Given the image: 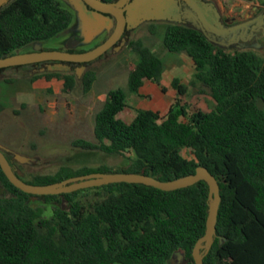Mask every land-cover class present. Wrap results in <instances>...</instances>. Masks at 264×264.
Masks as SVG:
<instances>
[{
  "label": "trees",
  "instance_id": "obj_1",
  "mask_svg": "<svg viewBox=\"0 0 264 264\" xmlns=\"http://www.w3.org/2000/svg\"><path fill=\"white\" fill-rule=\"evenodd\" d=\"M74 20V12L60 0H14L0 10V58L55 39ZM164 44L193 59V85L214 97V109L193 110L178 97L166 115L141 109L128 120L122 113L129 108V93L115 88L97 113V141L79 139L75 145L111 154L134 153L128 167L65 166L32 180L12 162L14 169L30 183L51 184L91 172L120 171L168 181L207 166L220 181L222 203L216 241L205 264H264V62L253 53L220 47L203 31L181 23L169 24ZM132 47L139 59L130 73V91L139 92L146 80L168 91L162 82L165 60L142 39ZM48 76L64 79L66 92L77 83L75 74ZM96 79V71L88 70L83 79L87 92ZM171 87L179 96L189 91L178 77ZM0 176L12 193H0V264H172L178 251L185 255L183 264H197L194 249L207 232L210 213V185L205 180L172 191L111 183L93 187L106 194L90 203L82 197L84 189L42 195L60 204L46 217L30 202L34 194L14 185L1 163Z\"/></svg>",
  "mask_w": 264,
  "mask_h": 264
},
{
  "label": "rangeland",
  "instance_id": "obj_2",
  "mask_svg": "<svg viewBox=\"0 0 264 264\" xmlns=\"http://www.w3.org/2000/svg\"><path fill=\"white\" fill-rule=\"evenodd\" d=\"M214 1L223 12L233 14L237 19L252 13L256 5L264 11V0ZM62 4L74 12L75 20L67 31L47 42L46 45L51 48L71 46L72 40L80 35L75 11L65 2ZM169 24L167 21L147 24L135 36V39L144 40L146 45L165 60L166 72L162 82L164 86L171 88L168 92L150 80L139 92L130 91V73L139 59L132 45L119 52L111 51L95 60L83 71L81 77H77L76 86L71 92L65 91L64 79L61 78L50 82L46 78H33L32 75L17 77L13 74L15 69L10 68L0 74V145L13 157V163L25 179L32 180L38 174H55L65 166L75 169L104 166L114 170L128 167L135 158L134 153L111 154L75 145V141L79 139L97 141L96 116L112 89L123 87L128 91L130 105L122 113L128 120H132L141 109L146 108L159 110L166 115L178 97L190 103L193 110L211 111L215 108L217 102L214 97L209 92L199 91L193 85L196 74L193 59L187 52H172L165 46L164 37ZM154 26L157 27L156 33L153 32ZM229 50L253 53L264 62V43L251 41L244 47ZM88 70L97 73L96 82L89 92L85 90L83 80ZM176 77L189 86V91L184 96H179L171 87V82ZM16 153L35 157L37 160L33 163L18 162L13 156ZM186 155L192 156L190 151H186ZM92 188H85L86 191L82 193L87 203L105 197L104 189ZM0 193L4 197L12 196L1 176ZM29 199L46 217H50L55 207L60 205L56 201H48L42 195H33ZM185 262V257L180 255L172 260V264Z\"/></svg>",
  "mask_w": 264,
  "mask_h": 264
},
{
  "label": "water",
  "instance_id": "obj_3",
  "mask_svg": "<svg viewBox=\"0 0 264 264\" xmlns=\"http://www.w3.org/2000/svg\"><path fill=\"white\" fill-rule=\"evenodd\" d=\"M13 1L14 0H0V10L11 4ZM87 1L93 4L98 10L116 13L114 4L102 3L98 0ZM188 1L196 10L192 12L195 19H201L206 24V27L200 25H193L192 27L203 31L208 38L213 41L207 33V29L221 32V29L223 28L222 22L220 21L221 14L217 5L204 2L203 0ZM72 2L79 11V15L84 23L85 35L90 39L99 34L103 29V25L110 21V18L105 16L102 12H91L83 0H72ZM180 13L179 0H134L129 6L130 21L133 22L134 25H139L147 20H167L181 23L182 20ZM118 15L120 16V24L116 33L108 41L94 49L79 53L63 50L18 52L0 58V69L25 65L37 61L51 59L61 60L60 63L50 65L49 69L55 71L66 69V64L63 61L91 62L110 49L123 32L126 19L122 13H119ZM38 49H40V47H38ZM83 70L84 69L80 70L79 76L82 75ZM16 158L23 163H33L34 161L31 157L21 154H17ZM0 163L2 169L14 185L23 191L34 195L72 193L89 187H99L119 182L147 184L163 190L172 191L189 187L197 184L199 181L205 180L210 185V213L207 232L199 239L194 249V257L197 264H205V256L212 250L216 241L219 211L222 203L221 185L217 176L214 175L207 166H199L196 173L168 181L161 180L148 174L120 171L91 172L73 176L51 184H34L26 181L16 172L13 163L1 145ZM176 255L185 257L182 251H178Z\"/></svg>",
  "mask_w": 264,
  "mask_h": 264
},
{
  "label": "flooded vegetation",
  "instance_id": "obj_4",
  "mask_svg": "<svg viewBox=\"0 0 264 264\" xmlns=\"http://www.w3.org/2000/svg\"><path fill=\"white\" fill-rule=\"evenodd\" d=\"M61 2H65L67 5L71 6L76 13V19L78 21V28L80 30V35L78 38H74L71 42V46L61 47V48H51L46 44L47 42H37L30 46H28L25 50L20 52H34V51H45V50H63L69 52H85L91 49H94L106 41H108L117 31L120 24V16L119 13H122L124 18L126 19L125 26L123 32L120 34L114 45L108 49L103 55L99 58H102L105 54L113 51L119 52L122 51L125 47L132 45V42L135 40L136 34L145 27L147 24H152L155 22H163L167 20H147L139 25H134L133 22L130 21L129 16V6L134 2V0H98L102 3L114 4L115 12H104L98 10L93 4L89 3L87 0H83L85 5L89 8L91 12H102L105 16L110 18L106 24L103 25V29L101 32L91 39L85 35L84 23L79 15V11L75 7L72 0H60ZM207 3H214L217 5L220 11V21L222 22V31H215L207 29V33L213 39V42L218 46L229 49V48H240L248 45L251 41L264 43V11L259 6H254L252 13H249L245 18L237 19L233 16V14H228L223 12L218 4L214 0H203ZM180 11H181V24L186 25H200L206 27V24L201 19H195V16L192 15L193 11H196L193 6L190 4L188 0H179ZM198 14V12H197ZM170 23H179L167 21ZM40 47V49H38ZM95 59V60H97ZM95 60L91 62H74V61H63L66 64L65 70H55L52 71L49 69L51 64L60 63L61 60H44L37 61L25 65L7 67L3 70L0 69V74H3L7 69H15L13 74L17 77L24 75L29 76L32 75L33 78L37 76H41L39 78H46L47 81L54 82L56 78H49L48 72H61L62 74H72L75 73L77 77L79 76V72L82 69H87L90 64H92ZM83 70V71H84ZM60 79V78H58ZM13 156L16 158V155ZM10 158L11 162L13 161V157L7 154ZM35 162L37 158L31 157ZM18 162H22L17 159Z\"/></svg>",
  "mask_w": 264,
  "mask_h": 264
},
{
  "label": "crops",
  "instance_id": "obj_5",
  "mask_svg": "<svg viewBox=\"0 0 264 264\" xmlns=\"http://www.w3.org/2000/svg\"><path fill=\"white\" fill-rule=\"evenodd\" d=\"M147 81H148V80L145 81L144 86L146 85V82H147ZM150 81H152V80H150ZM144 86H143V87H144ZM143 87H142V88H143ZM142 88H141V89H142ZM169 90H171V88H169ZM169 90H168V91H169ZM164 91H165V90H164ZM168 91H166V92H168ZM129 105H130V104H129ZM171 106H172V105H171ZM171 106H170V108H171ZM146 109H151V108H146ZM154 110H155V109H154ZM169 110H170V109H169Z\"/></svg>",
  "mask_w": 264,
  "mask_h": 264
}]
</instances>
